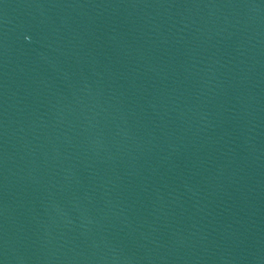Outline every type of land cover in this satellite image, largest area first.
Listing matches in <instances>:
<instances>
[{
	"label": "water",
	"instance_id": "95a60500",
	"mask_svg": "<svg viewBox=\"0 0 264 264\" xmlns=\"http://www.w3.org/2000/svg\"><path fill=\"white\" fill-rule=\"evenodd\" d=\"M0 264H264V0H0Z\"/></svg>",
	"mask_w": 264,
	"mask_h": 264
}]
</instances>
